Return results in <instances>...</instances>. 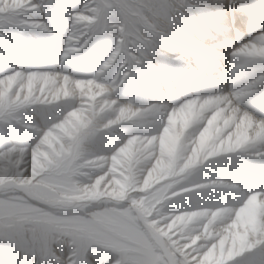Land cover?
I'll use <instances>...</instances> for the list:
<instances>
[{
	"label": "clouds",
	"instance_id": "1",
	"mask_svg": "<svg viewBox=\"0 0 264 264\" xmlns=\"http://www.w3.org/2000/svg\"><path fill=\"white\" fill-rule=\"evenodd\" d=\"M0 264H264V0H0Z\"/></svg>",
	"mask_w": 264,
	"mask_h": 264
}]
</instances>
